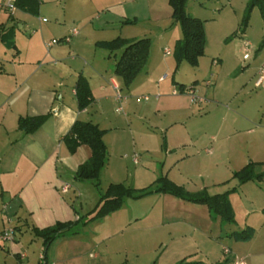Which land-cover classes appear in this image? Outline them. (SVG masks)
Returning <instances> with one entry per match:
<instances>
[{"label":"rangeland","instance_id":"1","mask_svg":"<svg viewBox=\"0 0 264 264\" xmlns=\"http://www.w3.org/2000/svg\"><path fill=\"white\" fill-rule=\"evenodd\" d=\"M8 1L0 0V7L4 6L0 8V22L6 21ZM40 2L38 16L16 13L18 48L0 42V64L4 75H8L4 77L10 89L17 81L14 74L20 63L24 65L18 70L20 77L59 75L53 60L43 59L49 49L42 46L45 34L50 40L57 37L56 25L63 30L78 29L82 43L88 47L87 56L81 57L84 63L94 60L96 53V58L106 61L113 71L122 52L91 49V42L118 37L149 39L150 56L142 75L150 70L153 79L147 91L131 92L122 86V103L113 95L104 124L119 129L106 137L108 163L98 182L77 180L74 171L61 167L64 184L70 186L65 198L84 220L111 184H122L131 195L124 196L116 211L79 227L75 243L67 242L70 236L55 242L49 258L57 261L59 253L62 257L70 253L66 264H214L226 256L241 257L251 247L253 257L245 259L247 264L250 258L253 264H264V178L243 185L234 178L235 172L251 162L264 163V84L255 85L264 68V19L260 8L250 10L251 0H188L187 13L204 22L206 34L205 53L199 65L193 67L186 61L177 64L175 47L183 34L172 18L169 0ZM65 44L62 47H69ZM68 59L65 55L61 60L72 65ZM179 84L194 87L204 102L184 101L186 113L182 114L176 105L181 96ZM174 91L180 94L174 95ZM68 92L71 102H76L71 87ZM143 96H149L150 101L138 102ZM93 114L89 118L103 122V117ZM168 142L176 146L173 154V146L166 147ZM183 153L189 156L181 160ZM263 170L264 165L259 166L258 171ZM162 177L190 193L206 189L216 195L235 188L230 195L235 222L225 224L220 217L213 218L206 205L157 192L136 198L142 190L155 191ZM15 196L14 191L6 190L0 202V225L8 230L18 224ZM247 228L253 230V246L230 237ZM21 237L27 249L36 252L39 263L41 240L31 242L29 238L34 236L29 231ZM77 242L84 243L81 253H77ZM226 248H232L233 255H225ZM0 253L4 251L0 249Z\"/></svg>","mask_w":264,"mask_h":264},{"label":"crops","instance_id":"2","mask_svg":"<svg viewBox=\"0 0 264 264\" xmlns=\"http://www.w3.org/2000/svg\"><path fill=\"white\" fill-rule=\"evenodd\" d=\"M0 8H4V6ZM18 11L20 10L16 9L13 18H11L8 10H5L7 17L5 22H0V31L4 33L6 29L13 26H15L16 31V26H18L16 13ZM24 14L28 15L29 13L24 12ZM54 30H56V38L50 40L46 34L43 37L44 44L42 46H44V49H49L47 57L43 53V59L51 58L53 60L52 66L59 72L58 76H53L50 73H37L27 77H20L18 70L24 66L20 63L19 67L15 69L16 74H14L17 81L14 82L13 89H10V83L4 77L8 75H4L2 64H0V202L6 190L8 192L14 191L16 196L13 203L17 205L16 217L18 219V224L15 227H10L15 229V241L0 243V249L4 251V254L0 253V264H38L36 252L33 251L31 253L27 249L21 234L24 231H29L34 236L29 239L34 242L40 238L35 237L32 231L33 228L44 229L58 222H69L78 219L79 216L76 214L73 205L65 198V194L68 193L62 192L65 181L63 174H61V167L76 173L78 167L91 157L92 152L88 146L84 145L74 155L69 153L63 138L70 131L73 124L77 120L91 121L98 124L103 130L108 131L104 138L105 143L106 137L110 132L119 129L118 127L108 128V126H105L108 120L107 109L113 95H115V101H118L113 84L120 88L121 93L122 86L127 88L123 80L115 75L117 61L114 64V71L106 65V61L97 59L96 53L93 54L94 60H90V63H84V59L81 57L87 56L85 51H88V47L86 43L85 46L82 43L80 33L73 37L75 38L74 40L72 38L71 43L65 44L69 47H62L63 42L57 44L56 47H51L54 39H63L69 36L72 31V29L63 30L57 25ZM16 34L14 40L17 36ZM0 42L2 41L0 40ZM98 42L104 41L91 42V49L92 47L98 48L96 46ZM3 44L5 43L3 42ZM49 44L50 48L47 47ZM65 55L69 57L72 65L62 62L63 60L61 59ZM80 76H84L88 80L94 98L92 104L82 111L78 107L75 89ZM140 76L142 77L140 78ZM152 81V74L148 70L143 75L141 73L128 89L131 92L138 90L147 91L146 88L152 84ZM68 87H71V94L76 102H71ZM190 87L192 86H186L184 92L179 91L181 96L176 99L178 111L182 114L186 113L184 101L191 100L186 92ZM179 92L178 94H180ZM122 101H119V103H122ZM190 103L192 104L191 101ZM54 111H57V113ZM93 113L103 117V122H94L93 118H89V116L94 117ZM45 115H49V119L35 133L26 135L19 131L18 121L20 118ZM182 145L185 146V144ZM172 146H170V142L166 143V147L172 148ZM173 148L172 154L177 150L176 146H173ZM187 156L189 154L183 153L179 157L182 160ZM2 205L4 206V204ZM9 222L13 223V220ZM8 229L4 224L0 225V234ZM77 234L78 231L75 235L67 237V242L73 240L72 242L75 243L74 240L76 239L73 238H76ZM40 240L43 248V241L42 239ZM77 243L79 244L78 249H80L77 253L83 252L84 243ZM253 243L254 240L249 241L248 244L253 246ZM229 249L233 255V249ZM251 253H253V250L250 247L247 254L241 257H234V260L241 259L246 262L245 259L248 256L253 257ZM23 254L25 255L24 258L21 257ZM69 255L71 254H67V256ZM77 255L75 254L74 256L77 257ZM67 256L62 257L61 253H59L58 260L52 261L48 255V262L50 264H66L69 261ZM251 259L249 264H253Z\"/></svg>","mask_w":264,"mask_h":264},{"label":"trees","instance_id":"3","mask_svg":"<svg viewBox=\"0 0 264 264\" xmlns=\"http://www.w3.org/2000/svg\"><path fill=\"white\" fill-rule=\"evenodd\" d=\"M187 2L188 0H169L172 8V18L175 24L181 26L183 34V37L176 44L175 57L178 65L186 61L191 66L197 67L200 58L205 53L206 34L204 22L187 13ZM14 5L16 9L22 12L38 16L41 2L40 0H16ZM254 7L260 8L264 19V0H251L249 9L252 10ZM10 17L13 18V15L10 14ZM247 24L248 18L245 21V25ZM14 37L15 26L6 29L4 33L0 31V40L7 47L17 49ZM96 46L112 54L119 51L122 52L115 65V75L120 77L125 86L129 88L147 66L151 42L149 39L129 40L118 37L112 41L98 42ZM179 88L184 92L186 85L179 84ZM75 89L78 107L82 111L88 108L94 101L91 87L88 80L84 76H80ZM48 119L49 115L22 117L18 121V129L26 135L32 134L38 131ZM107 132V130H103L98 124L91 121L77 120L70 131L64 136L63 142L70 154L74 155L84 145L88 146L92 152L91 157L78 167L75 176L77 180L99 181L101 173L108 163V147L104 140ZM263 165L264 163L251 162L240 171L235 172L234 178H237L241 185L254 180H262L264 178V170L259 172L258 168ZM154 192L206 205L213 218L220 217L221 221L225 224L235 222V212L230 200L231 193L236 192L235 188L226 193L216 195H210L206 189L198 193H190L167 177H162L159 180V187L155 191L148 192L147 190H142L141 196H137L136 198ZM127 194L131 195L130 190H127L122 184H111L107 193L102 195L98 206L90 213L87 219L84 220L76 212L79 217L75 221L58 222L44 229L33 228L32 231L35 237L43 241V253L45 256L48 258L49 249L61 238L75 235L77 228L86 226L92 221L103 218L120 208L124 201V196ZM230 237L237 242H249L253 237V230L247 228L242 232H234ZM234 261V258L231 259L226 256V259L214 264H233ZM177 264H205V262L193 261L186 263L181 261Z\"/></svg>","mask_w":264,"mask_h":264},{"label":"built area","instance_id":"4","mask_svg":"<svg viewBox=\"0 0 264 264\" xmlns=\"http://www.w3.org/2000/svg\"><path fill=\"white\" fill-rule=\"evenodd\" d=\"M15 1L16 0H9L8 5L6 7L11 15H14L16 12V8L14 5ZM43 21H45V19ZM77 35H79V31H78V29L74 28V29H72L69 36H66L65 38L60 39V40L54 39L51 44L56 45V44H59L61 42L71 43L72 38L77 36ZM47 47L50 48V44L47 45ZM246 47L249 48L250 45L246 43ZM167 54H170V51H168ZM263 84H264V68L260 71V77L258 78V80L256 82V86L261 87ZM113 87L116 90L117 100L122 101L123 96H122L120 88L116 84H113ZM186 92L189 94L192 103L197 104V103L204 102L202 98H200L196 95V90L194 87L188 88L186 90ZM177 94H178V91H174V95H177ZM149 100H150L149 96L138 97V99H137L138 102H143V101L147 102ZM122 110H123L122 108H118V111H122ZM135 161L138 162V157L135 158ZM69 190H70L69 185H65L62 187L63 193H68ZM15 237H16L15 229L4 231L0 234V243L13 242V241H15ZM224 253H225V255H229V254H231V250L229 248H226V249H224ZM21 257L24 258L25 255L24 254L21 255ZM38 264H50L48 262V258L45 256V254L43 252L41 253L40 261ZM233 264H247V263L241 259H236Z\"/></svg>","mask_w":264,"mask_h":264},{"label":"water","instance_id":"5","mask_svg":"<svg viewBox=\"0 0 264 264\" xmlns=\"http://www.w3.org/2000/svg\"><path fill=\"white\" fill-rule=\"evenodd\" d=\"M55 113H57V111H54Z\"/></svg>","mask_w":264,"mask_h":264}]
</instances>
